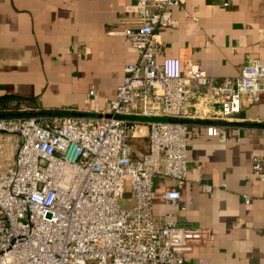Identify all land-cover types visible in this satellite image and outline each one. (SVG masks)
Returning <instances> with one entry per match:
<instances>
[{"label": "built area", "instance_id": "obj_1", "mask_svg": "<svg viewBox=\"0 0 264 264\" xmlns=\"http://www.w3.org/2000/svg\"><path fill=\"white\" fill-rule=\"evenodd\" d=\"M182 2L133 0L138 27L117 34L136 60L123 67L102 109L92 90L78 117L33 115L7 103L0 117V264H184L183 255L207 240L170 214L150 212L156 201L180 199L176 190H155L153 179L185 182L188 124L134 118L228 121L241 101L256 104L264 93V64L252 58L235 78L214 82L197 66L182 70L178 58L157 63L153 31L168 26ZM205 133L218 132L208 125ZM142 139L145 151L134 159L128 142ZM249 160L264 183V156ZM125 196L130 203L121 209Z\"/></svg>", "mask_w": 264, "mask_h": 264}, {"label": "crops", "instance_id": "obj_2", "mask_svg": "<svg viewBox=\"0 0 264 264\" xmlns=\"http://www.w3.org/2000/svg\"><path fill=\"white\" fill-rule=\"evenodd\" d=\"M132 4L0 0V117L10 101L33 115L58 117L79 114L90 90L101 109L103 99H114L123 67L136 60L117 34L138 27ZM152 36L157 63L178 58L182 70L197 66L214 82L235 78L252 58L264 64V0H183L170 10V24ZM193 122L187 127L185 182L178 187L153 179L155 190H176L180 199L156 201L151 215L170 214L178 226L207 238L183 255L184 264H264V183L249 160L264 156V93L256 104L241 101L230 120L210 121L218 122L210 124L215 136L205 133L208 125ZM200 185L212 191L201 193Z\"/></svg>", "mask_w": 264, "mask_h": 264}, {"label": "rangeland", "instance_id": "obj_3", "mask_svg": "<svg viewBox=\"0 0 264 264\" xmlns=\"http://www.w3.org/2000/svg\"><path fill=\"white\" fill-rule=\"evenodd\" d=\"M150 121H153V120H150ZM144 122V120H143ZM129 147H130V150L131 151H134V152H138V153H142V151L145 150L146 148V142L145 140H130L129 142ZM129 200L127 198V196H125L120 202H119V207L121 209L123 208H127L128 205H129Z\"/></svg>", "mask_w": 264, "mask_h": 264}, {"label": "water", "instance_id": "obj_4", "mask_svg": "<svg viewBox=\"0 0 264 264\" xmlns=\"http://www.w3.org/2000/svg\"><path fill=\"white\" fill-rule=\"evenodd\" d=\"M80 116V114H59L58 117H78ZM135 120H140V121H161V122H179V123H185V124H191L194 123L193 121L190 120H174V119H157V118H153V119H146V118H134ZM195 123H201V124H206V125H210V124H218V122H210V121H197Z\"/></svg>", "mask_w": 264, "mask_h": 264}, {"label": "trees", "instance_id": "obj_5", "mask_svg": "<svg viewBox=\"0 0 264 264\" xmlns=\"http://www.w3.org/2000/svg\"><path fill=\"white\" fill-rule=\"evenodd\" d=\"M140 155H141V153H139V154H134V153H132V157H133L134 159H137L138 157H140Z\"/></svg>", "mask_w": 264, "mask_h": 264}]
</instances>
